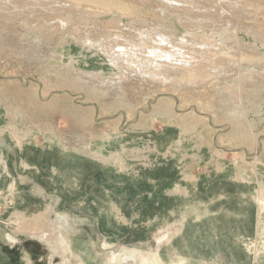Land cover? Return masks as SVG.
<instances>
[{
  "label": "rangeland",
  "instance_id": "rangeland-1",
  "mask_svg": "<svg viewBox=\"0 0 264 264\" xmlns=\"http://www.w3.org/2000/svg\"><path fill=\"white\" fill-rule=\"evenodd\" d=\"M149 1H138L143 25L168 28L175 19ZM254 1L242 24L231 18L218 26L254 42L248 31L256 23L264 33V0ZM85 6L73 15L108 24L111 15ZM136 14L120 19L127 24ZM20 22L0 26V264H264V209L256 208L264 75L242 85L236 74L196 75L190 84L204 82L197 95L188 82L150 83L131 72L121 77L120 95L99 50L67 44L63 62L45 64L37 57L52 39L32 48ZM178 24L177 39L211 31ZM233 92L244 95V113L229 112L239 107ZM161 100L174 110L155 113ZM56 230L57 244L38 237Z\"/></svg>",
  "mask_w": 264,
  "mask_h": 264
},
{
  "label": "bare ground",
  "instance_id": "bare-ground-1",
  "mask_svg": "<svg viewBox=\"0 0 264 264\" xmlns=\"http://www.w3.org/2000/svg\"><path fill=\"white\" fill-rule=\"evenodd\" d=\"M136 1L140 0H0V26L13 23L15 20H21L19 26L27 33V37L32 39L31 43H29L30 46L38 48L37 50L47 47V42L52 39L49 53H41V57H37L45 64H51L56 61L63 62L66 54L71 52L72 47H69L71 44L99 50L108 59L109 69L112 71L108 82H113L111 86L120 95L123 91L122 83L124 82L121 79L129 78L131 72L134 74L132 78L135 77V79L140 81L146 80L150 83L157 81L159 83L177 85L178 82L185 84L188 82V87L191 88L190 93H192L191 90L193 88V92L197 95L204 92L201 90L204 82L200 83L199 87L190 84V79L194 80L197 77L196 75L225 79L227 75L231 78V76L233 77L236 74L235 80L239 85H242V82L247 79L252 82L255 77L264 75V51L262 50V48L264 49V33L262 34L258 31L259 26L256 27L255 23V25L249 27L248 35L253 37L254 42L247 43L240 41L234 34L235 31L232 32L233 30L231 31L230 27L218 26L219 21L221 22L223 19L227 21V19L236 18L237 23H241V13L249 12L247 7L256 8V1L155 0L163 15L164 13L168 14L175 19L174 22L179 21L181 27H186L192 31L196 29L202 31L207 28L211 30L209 34L200 35L195 32L191 33L190 37L185 34L179 39L175 37L174 22L167 25L168 28H166V24L162 26L143 25L142 20L144 18H140L141 14L137 12L141 2H138V4ZM146 1L148 2L149 0ZM85 3H91L92 6L89 8L96 14L111 15L109 21H107L108 24L104 25L102 24L103 22L100 23L101 21H93V25H91L89 21H83L80 14L75 17L73 13L85 9L83 8L86 5ZM224 6L228 9H224ZM132 12L138 15L136 14L137 16L127 24H123L120 17L123 15L127 18L130 14L132 16ZM145 21L144 24L146 23ZM233 42H236V44L232 45ZM258 43H260V46ZM65 44L66 46H64ZM202 63H207L209 67H203ZM233 67H235V72L228 74L233 71ZM114 75L119 76L117 82L114 81ZM200 76L198 78H201ZM237 88L243 89L242 86ZM241 92H233L239 107H232L229 112L238 111L244 113V95H240ZM154 108L156 109L155 113L163 110H174L173 104H168L167 100H161ZM166 113L168 112L166 111ZM145 118H147L146 115ZM90 150H88V154L92 155ZM98 153L97 151V155ZM255 158V160H258L257 157ZM173 192L186 194L187 196L189 194L186 189L175 188ZM256 193V208L259 212L264 209V187L259 181ZM17 219H21V217L18 216ZM23 223L22 228L27 229L30 227L28 222L24 221ZM27 223L28 225H26ZM32 232H35L34 229ZM42 233L38 237L43 241L49 244L60 242L59 231L56 230L51 234ZM117 250L118 247L110 249L109 260L116 254ZM156 260L151 261L145 258L144 261L146 264H159ZM77 264L85 263L81 261ZM179 264H185V262L180 261Z\"/></svg>",
  "mask_w": 264,
  "mask_h": 264
}]
</instances>
